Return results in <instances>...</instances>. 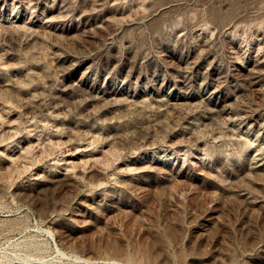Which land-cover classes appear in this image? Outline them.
I'll return each mask as SVG.
<instances>
[{"label":"rangeland","instance_id":"rangeland-1","mask_svg":"<svg viewBox=\"0 0 264 264\" xmlns=\"http://www.w3.org/2000/svg\"><path fill=\"white\" fill-rule=\"evenodd\" d=\"M0 264H264V0H0Z\"/></svg>","mask_w":264,"mask_h":264}]
</instances>
